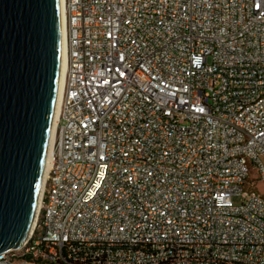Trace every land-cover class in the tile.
<instances>
[{
  "label": "built area",
  "instance_id": "2783aa9c",
  "mask_svg": "<svg viewBox=\"0 0 264 264\" xmlns=\"http://www.w3.org/2000/svg\"><path fill=\"white\" fill-rule=\"evenodd\" d=\"M65 13L41 208L0 264H264V0Z\"/></svg>",
  "mask_w": 264,
  "mask_h": 264
},
{
  "label": "water",
  "instance_id": "95a60500",
  "mask_svg": "<svg viewBox=\"0 0 264 264\" xmlns=\"http://www.w3.org/2000/svg\"><path fill=\"white\" fill-rule=\"evenodd\" d=\"M60 62V0H0V255L32 230Z\"/></svg>",
  "mask_w": 264,
  "mask_h": 264
},
{
  "label": "bare ground",
  "instance_id": "6f19581e",
  "mask_svg": "<svg viewBox=\"0 0 264 264\" xmlns=\"http://www.w3.org/2000/svg\"><path fill=\"white\" fill-rule=\"evenodd\" d=\"M60 16H61V62H60L59 86H58V92H57V97H56V102H55L53 123L51 127L49 146H48V151H47V156H46V161H45V166H44L43 179H42L41 188H40V195L38 199L37 210H36V215L33 221L32 229L34 228L36 224L37 215H38L39 209L41 208L42 191H43L45 180L48 177V174L51 168L52 147H53L54 138H55L56 126L59 121L60 111H61V98H62L64 76H65V71H66V47H67L65 0H60Z\"/></svg>",
  "mask_w": 264,
  "mask_h": 264
},
{
  "label": "rangeland",
  "instance_id": "374dc122",
  "mask_svg": "<svg viewBox=\"0 0 264 264\" xmlns=\"http://www.w3.org/2000/svg\"><path fill=\"white\" fill-rule=\"evenodd\" d=\"M252 178L255 179L257 178V176L255 174H252ZM257 189L264 194V184L262 182H258ZM233 200L235 203H240L239 197H234Z\"/></svg>",
  "mask_w": 264,
  "mask_h": 264
}]
</instances>
